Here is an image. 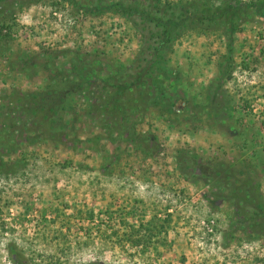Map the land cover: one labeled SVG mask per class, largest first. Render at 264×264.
Returning a JSON list of instances; mask_svg holds the SVG:
<instances>
[{"label":"rangeland","instance_id":"obj_1","mask_svg":"<svg viewBox=\"0 0 264 264\" xmlns=\"http://www.w3.org/2000/svg\"><path fill=\"white\" fill-rule=\"evenodd\" d=\"M86 1L0 0V264L11 247L23 264H264L237 214L243 191L264 203V14L184 21L160 58L169 95L117 125L96 87L124 79L140 31Z\"/></svg>","mask_w":264,"mask_h":264},{"label":"trees","instance_id":"obj_2","mask_svg":"<svg viewBox=\"0 0 264 264\" xmlns=\"http://www.w3.org/2000/svg\"><path fill=\"white\" fill-rule=\"evenodd\" d=\"M114 6L140 31L141 36L136 55L123 70L124 79L113 83L100 79L96 87L95 111L101 112L102 119L106 118L108 124L117 125L125 120V107H141L152 92H157L158 97L169 95L160 58L184 21L233 19L251 10L264 14V0H87L85 4L88 10H106ZM44 109L40 107L34 114L43 113ZM243 192L237 213L240 221L251 231H264V203ZM9 249L14 264H23L16 248ZM97 264L103 263L97 261Z\"/></svg>","mask_w":264,"mask_h":264}]
</instances>
